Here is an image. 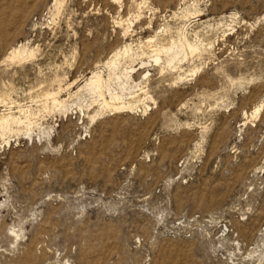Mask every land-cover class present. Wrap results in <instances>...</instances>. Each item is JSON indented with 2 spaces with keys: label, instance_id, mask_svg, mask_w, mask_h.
<instances>
[{
  "label": "rangeland",
  "instance_id": "obj_1",
  "mask_svg": "<svg viewBox=\"0 0 264 264\" xmlns=\"http://www.w3.org/2000/svg\"><path fill=\"white\" fill-rule=\"evenodd\" d=\"M55 1L0 0V264H264V0ZM161 31L199 53L91 122L85 80Z\"/></svg>",
  "mask_w": 264,
  "mask_h": 264
},
{
  "label": "bare ground",
  "instance_id": "obj_2",
  "mask_svg": "<svg viewBox=\"0 0 264 264\" xmlns=\"http://www.w3.org/2000/svg\"><path fill=\"white\" fill-rule=\"evenodd\" d=\"M62 4L58 0L55 1V7L57 9ZM195 15H197V13ZM191 16L192 15H189V13H186L183 16L184 17L183 19L189 20ZM136 21L137 22L142 21V15H138L136 17ZM121 23H117L118 25L117 28H120ZM133 28H134V23H132L131 19H129L128 26L123 32L124 37H128L131 33H133L134 32ZM164 34L165 31L164 32L161 31V33H156L154 38H151L146 42L149 53L145 52L143 46L139 47L138 51H135L133 50V46L130 43H128V45H126L124 49H122L123 51H118V53L114 54L112 58L110 57L111 59L107 61L104 65V67H106L107 70L109 71L107 80L104 79L103 75L100 73L99 70L92 72L91 76H89L85 80L81 89H79V91L76 93V96H78V94L80 93H85V95L86 94L89 95V98L92 96L97 99L96 101L99 104V106L97 107H99V110H97V112H95L94 115L90 117L87 116L91 122H95L96 118L101 116L103 112L105 113V111L134 112L137 110L139 106L137 107L134 102L126 101L127 98L126 99L124 98L125 97L124 94L125 92L126 93L128 92L132 96L139 91L144 93L143 91L144 89L142 87L140 88V85L135 82V78L139 72H141L139 74L140 79H142L143 81H147L150 80L149 79L150 71L152 68H160L161 74L164 72L166 68L173 69L171 70L172 72L174 70H176V72L177 70L181 71V64L188 59V56L193 57L195 54L199 53L200 51L199 47L191 44L189 42L190 39L188 40L185 34L177 35L178 38L176 40L171 38L168 41L166 40ZM34 53L32 51H29L26 46L22 45L13 48L10 51L9 57L11 61L26 62V60L34 57ZM121 60L124 61V63H126L123 72L118 71L120 67L119 65L121 64L120 63ZM193 74L194 75L197 74V71H194ZM177 80H178L176 81L177 83L181 81L183 82V77L181 75H178ZM144 94L145 96L148 95L147 93ZM60 95H61V91L57 92L56 94L53 93L47 95V97H50L52 99L54 108H58L61 112L66 113L67 112L66 102L64 100L63 101L60 100ZM106 95L109 97L110 103L106 100ZM146 99L148 100L147 97L145 98V100ZM139 103H141V105L144 104L143 102H139ZM261 108L262 107L257 108L253 115L255 116L259 115ZM147 110H150L149 107L144 106L143 112L146 113ZM80 112H83L82 108H80ZM17 124H21V120L16 118L13 114H8V115L0 114V136L2 137V139L7 134H11V133L16 134L14 133L13 125L15 126ZM29 133L30 130L28 129V134ZM28 136L30 137V135Z\"/></svg>",
  "mask_w": 264,
  "mask_h": 264
}]
</instances>
